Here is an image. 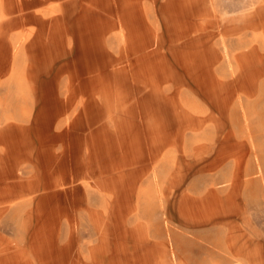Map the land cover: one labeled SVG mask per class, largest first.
I'll return each mask as SVG.
<instances>
[{
	"label": "rangeland",
	"instance_id": "374dc122",
	"mask_svg": "<svg viewBox=\"0 0 264 264\" xmlns=\"http://www.w3.org/2000/svg\"><path fill=\"white\" fill-rule=\"evenodd\" d=\"M19 1L59 21L52 39L38 23L15 31L13 16L25 8L13 12L0 0V264H127L128 245L140 242L125 230L136 223L148 242L160 243V263L150 253L151 264H223L220 256L243 264L238 248L264 257V72L252 75L264 67V22L231 30L256 9L264 21V0ZM79 12L77 26L66 22ZM112 17L123 18L121 25L102 32ZM125 42L135 49L148 42L143 64L108 61ZM170 46L188 54L192 76L213 98L232 92L235 79L254 81V94L235 90L222 116L191 80L179 87L180 103L188 114L211 119L178 134L176 112L161 99L173 88L171 75L185 76L171 55L162 59ZM93 77L90 108L84 81ZM154 139L160 151L132 187L139 163L129 164ZM219 142L226 157L218 168L183 174L187 160L214 157ZM235 142L245 143L238 163ZM117 166L131 171L111 182L105 167L114 173ZM237 168L233 224L206 220L210 209L194 205V196L210 177H221L212 187L224 194Z\"/></svg>",
	"mask_w": 264,
	"mask_h": 264
},
{
	"label": "crops",
	"instance_id": "0c3cea01",
	"mask_svg": "<svg viewBox=\"0 0 264 264\" xmlns=\"http://www.w3.org/2000/svg\"><path fill=\"white\" fill-rule=\"evenodd\" d=\"M42 2L48 1V0H41ZM78 1V0H77ZM76 0H72L71 3L73 2V5L75 6L77 2ZM8 4L4 5L5 7H7V10H9L10 7H12L10 10L14 12V8L19 7V8H25L23 9L22 13H18L15 14L13 16L12 19V28L16 30H26L24 28H22L23 26H26L24 24H26L27 22H32L34 24H40L39 25V29L44 30V32L46 31L45 29L48 28L50 29L48 32L46 31V33H48V37H50L51 39L54 38L55 36L53 35V30H54V24L55 22L59 21V19L57 18V16H53L52 13L49 14V16L46 15V13H42L39 14L37 13V10H33L32 7H30V5H28L27 3H23L21 1L19 2H15V0H13V2L11 3L10 0H7ZM39 4V5H38ZM35 6H40L42 5V3H38ZM36 7V8H37ZM33 10V11H32ZM45 12V11H43ZM68 15L70 16L69 13V8H68ZM111 12H113V10H111ZM116 12V11H115ZM259 13V9H256L253 13H251L250 18L247 20V22L241 26L238 27H233L231 28V30L236 31V32H241L243 30H247L250 28H257L258 26L261 25V23H263L264 21H262L261 19L257 20V16ZM71 14L73 15V12H71ZM112 14V13H111ZM55 17V18H53ZM77 18L72 19V21H69V19L66 20V22H72V23H76V26L78 23H80L82 20L80 18V12L78 13V16L76 14ZM44 18V19H43ZM123 21V18L118 19V22L116 19H114V17L108 19L107 21L104 20L105 24H102L101 26V31L105 32L106 31V27H112L115 28L118 26V23H120ZM9 22V20L7 21V23ZM61 22H65V18L63 16H61ZM6 23V21H5ZM9 24V23H8ZM49 24V25H48ZM53 25V27H52ZM52 27V28H51ZM22 28V29H21ZM80 30V28H79ZM50 32V34H49ZM57 37V36H56ZM61 39L63 38V35L61 34ZM128 40V39H127ZM184 42V41H183ZM182 42V45H184V43ZM140 45V44H139ZM148 47V42L145 43H141V46L137 49H135L136 47H132L130 46V43L127 45V43H124V46L121 50H119L118 55L116 56V58H112L111 60H108L110 63L111 62H116L117 63H122L125 62V64L127 66H137L139 64H143L144 59L146 58L145 56L147 54H149L148 52L145 51V48ZM252 50L254 51V48H252ZM174 51V48H172L171 46L168 47V50L164 57L162 59H168L169 56L171 55L172 57V61H174V63H176V66H182V70L185 72V76L182 75V73L179 72H175V75H171L170 80L173 82V88L171 91L167 92V93H160L161 95V99L164 101H162V103H166L165 105L167 106H171L173 111H175L176 113V117L178 119V126H177V133L180 134L182 132H184L185 129L187 128H191V129H198L200 128L208 119H211V117H207L205 115L203 116H193L188 114L187 109L184 107V105L182 103H180V90L179 87L182 85H188L190 84L191 80H194L195 84L198 85V87L196 86L197 92L199 95H201V97L207 101L208 103H210L211 105H213L215 107L216 110L220 111L221 115L223 116L225 109L227 108L229 102L231 101V96L232 93L235 92V90H239L242 91L245 95H252L254 94V89L256 88V83L252 80H234L233 85H234V89L232 90V92L230 91L229 93H227V95H224V97L221 96H217L215 98H213L212 96V92L210 91L209 88H207V86L200 84L199 81L192 76V69H193V63H191L189 61V57L188 54H186V52H184L183 50H179V51ZM62 53V51H61ZM65 53V52H64ZM163 53V52H161ZM245 57L244 53H239L236 56V60L238 63H240L241 60H243V58ZM115 60V61H114ZM104 66H108V64L106 63ZM93 69V68H92ZM3 71V69L1 70ZM0 71V72H1ZM262 72H264V67L261 69H256L252 75H259ZM183 77H187L188 81L185 79L183 80ZM177 78V79H176ZM166 80H169V78L167 77ZM95 81L96 78H90L86 81H84V84L86 83V87L88 86V92H87V96L90 99V108H93V104H94V86H95ZM88 82V83H87ZM135 92H139V88L134 90ZM136 95V94H135ZM69 103L72 102L71 98L69 97L68 100ZM67 101L65 102V104H68ZM137 102V107L138 105V99H136ZM0 103H1V99H0ZM140 109V108H139ZM248 111H246V109L244 110V114H246ZM190 113V112H189ZM9 127V126H8ZM3 132H0V138H2ZM154 138V137H153ZM157 139H154V142L152 141L150 143V145L148 144V153L144 156L141 155L138 159L139 160H133L129 165H133V164H138L139 163V167L135 170L134 174L135 176H131L132 177V187L134 186V183L136 184V182L145 174V170H146V161L155 159L160 151V147L157 144ZM222 142H219L220 148L217 150V153L214 155V157L212 158H203L200 157L199 159L197 158H193L191 160H187L185 162V172H183V174L187 173V170L190 169H196L195 172H210L216 168H218L221 164L222 161L224 160V158L226 157L225 153L223 155L224 149L222 148ZM254 146V143H252ZM147 145V144H146ZM255 148V147H254ZM253 148V149H254ZM194 149L196 151H200L203 150L202 149V145H196L194 146ZM233 152V155H237L236 157L238 158L237 163L239 162V160L244 156L245 152V143L244 142H235V144H233V147L231 149ZM198 151V152H199ZM227 154V153H226ZM242 156V157H241ZM126 166L125 164L122 165ZM117 166L114 169V173L111 170H107V167H105V173L107 174V176L110 179V181L112 182L114 180V178L116 177L115 180L122 178L124 176L127 175V173L129 174L131 171H126L125 168H122ZM198 167V168H197ZM86 170L93 174L96 175V170L94 167L90 166V167H86ZM84 175V173H83ZM238 175H239V169L237 168L235 170V172H233L232 174V178H230L231 180V185L230 188L227 192H225L224 194L219 193L218 191H216L212 185L217 183L218 180L221 178H215V177H210V180L207 179L209 186H205L203 189V192L200 193V196H194L193 199V203L194 205H202V204H206L210 211H209V215L208 218H205L208 221H212V222H218L221 224H227V225H231L232 223V219L231 217L233 216L234 213H236V210L238 209V205L236 203V198H237V193H238ZM101 179V178H99ZM99 179L97 181H99ZM100 185L102 184V179L99 181ZM107 185L106 188L104 189H108L110 188L109 184H105ZM178 185V182L177 184ZM102 186V185H101ZM100 186V187H101ZM109 186V187H108ZM133 191V189H132ZM1 193V190H0ZM133 196V195H132ZM1 208V207H0ZM88 209V208H87ZM88 214H90V216L95 217L97 216V212L95 210L92 209H88ZM125 234L133 241H137L140 242L139 244L135 243V244H131L128 245V248L130 250V257L127 260V264H151L148 263L150 260H148L150 253L153 255V257L156 258L155 262L160 263V243L159 242H148V240L146 239L145 236V229L144 226L141 223H136L134 226H132L131 228L125 230ZM233 240L230 239V243L228 244L231 248H234V245H236L234 242H232ZM149 244V245H148ZM153 245V246H150ZM238 245V244H237ZM155 248V249H153ZM237 258L238 260H241V263L243 264H264V257H257L255 256V254H251L250 252L247 251H241L240 248L237 249ZM242 252V253H241ZM147 257V259H146ZM229 256H220V261L223 264H229ZM1 263V261H0Z\"/></svg>",
	"mask_w": 264,
	"mask_h": 264
},
{
	"label": "bare ground",
	"instance_id": "6f19581e",
	"mask_svg": "<svg viewBox=\"0 0 264 264\" xmlns=\"http://www.w3.org/2000/svg\"><path fill=\"white\" fill-rule=\"evenodd\" d=\"M120 189V188H119ZM123 197H121V199H122ZM124 206V208H125V205H123ZM127 206V205H126Z\"/></svg>",
	"mask_w": 264,
	"mask_h": 264
}]
</instances>
